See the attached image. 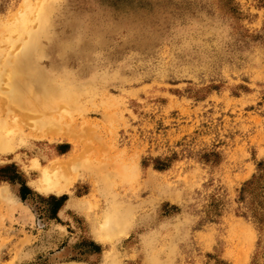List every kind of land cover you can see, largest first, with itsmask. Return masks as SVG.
I'll return each mask as SVG.
<instances>
[{
    "label": "rangeland",
    "instance_id": "rangeland-1",
    "mask_svg": "<svg viewBox=\"0 0 264 264\" xmlns=\"http://www.w3.org/2000/svg\"><path fill=\"white\" fill-rule=\"evenodd\" d=\"M47 1V25L26 15L39 67L90 92L54 109L52 140L26 126L30 85L3 114L19 126L0 152V264H264V0ZM24 2L0 0V25ZM70 155L71 198L34 196L50 193L34 162Z\"/></svg>",
    "mask_w": 264,
    "mask_h": 264
},
{
    "label": "bare ground",
    "instance_id": "bare-ground-1",
    "mask_svg": "<svg viewBox=\"0 0 264 264\" xmlns=\"http://www.w3.org/2000/svg\"><path fill=\"white\" fill-rule=\"evenodd\" d=\"M52 2L53 1L47 0H25V2L22 4V6H24L19 10L17 17L15 16L13 21L6 23L2 22V25H0V28H3L2 31H9V34L6 35L5 38H0V152H3V154L7 153L8 155L10 150L13 151L15 147H18L14 145V142L16 141L15 135L18 133L15 128L19 126L15 113L13 118L10 120H5L3 114L6 115L7 112L13 113V111L20 108L19 106L26 102V100L23 101V98L25 99L24 95L26 94L27 85H30L32 89L31 94H36V96L42 99V102L39 104V107L36 106V109H33V112L36 111L38 114H33L32 116L27 114L24 115V118L26 119V126L29 127V130H31L30 135L34 138L41 137L48 138L49 140L55 139V132L59 131L60 129L58 125L60 122L57 124L53 118L54 116L52 117V113H55V111L59 109L57 106L64 102L62 106L67 108L66 110L70 108L72 110L73 107L76 106L79 101H81L82 96H86V94H89L90 92L85 82L78 83V80L70 77L67 73L61 75V77H56L54 73L50 74L44 71L43 68L39 67L40 59L46 55V52L40 44L43 29L35 28L34 24L28 25L26 15L28 13L34 14L33 20L35 22H39L41 24L40 27H43L49 22L47 15L48 12L45 11V9L51 6ZM57 3L59 4V1ZM3 17L1 19H3ZM15 30L18 32L17 34H14ZM69 113L72 112L70 111ZM11 123L14 124V126H12ZM64 135L69 136V133ZM64 135L63 137H65ZM82 135L83 133L79 134L80 137ZM73 141L75 142V140ZM75 163L76 157L73 155H70L66 160L56 159L55 161L43 166H41V163L39 164L36 160L34 165L40 169V178L33 182L34 186L39 191L46 193H64L71 186H69L72 181L70 175L72 167ZM0 195L8 199L9 197L11 198L8 187L1 188ZM86 201H88L87 198ZM84 202L85 201L83 200H78L77 205L84 206ZM103 218L104 220L100 225L103 228H111L112 213L110 211L105 213ZM99 221H101L100 218ZM114 223L116 222L114 221ZM96 236L99 239L107 240L103 232L98 231ZM112 236L110 237L112 238ZM63 264L86 263L70 261Z\"/></svg>",
    "mask_w": 264,
    "mask_h": 264
},
{
    "label": "clouds",
    "instance_id": "clouds-1",
    "mask_svg": "<svg viewBox=\"0 0 264 264\" xmlns=\"http://www.w3.org/2000/svg\"><path fill=\"white\" fill-rule=\"evenodd\" d=\"M26 185H27V187H28L29 189H32L28 181H26ZM21 187H22V186H21ZM79 190L82 191V192H84V191H86V188H84V189L79 188ZM77 191H78V188H77ZM77 191H76V193H75L76 196H77ZM87 194H88V193H87ZM87 194H83V195H81V197H83V196H85V195H87ZM33 195H34V196H37V197H43L45 201H48V200H49L50 198H52L53 196H54L57 200H59L61 197L65 196V195H67L69 198H71V197L69 196L68 193H56V192H50V193H48V194L45 195V194H43V193H35V192L33 191ZM21 198L23 199V194H22V192H21ZM66 203H67V201L63 204L62 207H60L59 211L56 212V215H55L54 218L51 217V215H50V208H49V206H47V208H49V210L47 211L49 219H58V217H59V213H60V210L64 208V206L66 205ZM76 222H77V223H80L81 221H78V220H77ZM72 231H74V230H72ZM77 243H81V242H80V241H77ZM82 243H84L85 246H88V245H92V244H94L95 241H83Z\"/></svg>",
    "mask_w": 264,
    "mask_h": 264
}]
</instances>
